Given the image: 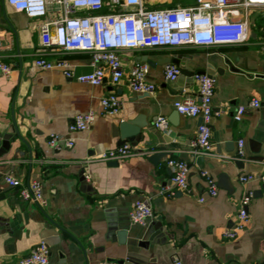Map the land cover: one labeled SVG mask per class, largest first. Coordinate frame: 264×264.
Returning a JSON list of instances; mask_svg holds the SVG:
<instances>
[{
  "label": "crops",
  "instance_id": "0c3cea01",
  "mask_svg": "<svg viewBox=\"0 0 264 264\" xmlns=\"http://www.w3.org/2000/svg\"><path fill=\"white\" fill-rule=\"evenodd\" d=\"M196 0H146L149 10L195 5ZM104 12H113L108 8ZM50 12L48 18H54ZM42 20H34L0 0V60L14 69L10 77L0 74V264H19L33 248L45 242L49 264H264V184H243L241 175H264V51L259 39L264 29V8L249 11L250 39L244 45L223 47L184 46L136 48L119 52L125 71L117 85L110 73L102 85L92 86L67 79L59 69L41 70L34 64L40 52ZM75 76L92 71L86 52L60 54ZM180 60L195 74L216 78L211 120L213 155L195 156L191 144L200 118L180 115L177 100L199 96V84L180 75L176 82L165 79L166 61ZM147 65V79L157 86L154 95L134 93L130 73ZM182 77V79H181ZM116 93L123 102L114 116L100 115L101 99ZM254 98L260 108H249L235 120L240 106ZM96 111L92 126L69 132L79 114ZM165 118L168 132L156 127ZM139 121L145 125L134 141L122 143L121 126ZM59 134L75 142L68 148H50L49 137ZM245 140L246 155L236 157L237 141ZM130 145L134 154L117 166L96 160L104 152ZM166 155L157 163L153 156ZM169 159L190 167L189 183L194 195L175 190L171 184ZM208 171L220 184L215 198L207 194L201 177ZM84 174V179L81 174ZM13 176L23 184L40 181L48 205L21 199L18 190L6 183ZM247 229L235 240L222 237L231 229L243 206ZM174 193V194H172ZM204 197L205 202L198 201ZM148 202L154 217L146 226L133 225L130 212L137 201ZM124 216L129 231L120 243L118 224ZM142 241H147L143 246Z\"/></svg>",
  "mask_w": 264,
  "mask_h": 264
},
{
  "label": "built area",
  "instance_id": "2783aa9c",
  "mask_svg": "<svg viewBox=\"0 0 264 264\" xmlns=\"http://www.w3.org/2000/svg\"><path fill=\"white\" fill-rule=\"evenodd\" d=\"M16 11L24 13L34 20H42L40 26V52L34 64L41 70L59 69L69 80H77L92 86L102 85L108 70L114 85L125 77L122 59L119 54L124 49L136 48H176L184 46L223 47L244 45L250 39L249 11L264 8V0H196L195 5L179 6L174 9L149 10L146 0H6ZM108 8L113 12H104ZM50 12L54 18H48ZM264 51V29L259 39ZM2 42L0 40V51ZM67 52H86L91 56L92 71L75 76L70 63L62 59L60 54ZM13 67L0 60V74L10 77ZM149 67L139 65L132 69L129 86L134 93L154 95L157 86L149 82ZM165 79L176 82L181 69L177 65L165 67ZM199 84V96L196 99L186 98L174 103L176 111L186 117L200 118L201 125L196 138L191 144V153L195 156L213 155L211 120L213 117V98L216 91V78L208 74H195ZM122 100L116 93H110L101 99L100 115L114 116L121 112ZM261 102L254 98L246 106H240L235 120L241 121L249 108H260ZM98 113L90 111L75 116L69 125V132L88 130L96 120ZM156 127L168 132L170 126L165 118H158ZM62 142L73 148L75 142L65 139L59 134L49 137L50 148L59 149ZM244 139L237 141L236 157L242 159L246 155ZM134 154L130 145L101 153L96 160L102 162L122 161ZM167 166L172 171L171 184L175 190L194 195L189 183L190 167L187 162L169 159ZM207 186V194L213 198L220 192L217 180L206 170L200 172ZM243 184L260 180L263 176L241 175ZM6 183L18 190L22 200L36 203L42 207L48 205L40 181L26 185L21 180L7 176ZM174 194V193H172ZM253 192H248L242 199L243 206L231 229H225L222 237L228 240L237 239L250 222V214L246 206L252 201ZM204 203L205 198L198 199ZM133 225L146 226L154 217L151 205L143 200L135 203L130 212ZM50 249L45 242L38 244L19 264H49ZM102 264H115L109 260ZM172 264H184L175 257Z\"/></svg>",
  "mask_w": 264,
  "mask_h": 264
},
{
  "label": "water",
  "instance_id": "95a60500",
  "mask_svg": "<svg viewBox=\"0 0 264 264\" xmlns=\"http://www.w3.org/2000/svg\"><path fill=\"white\" fill-rule=\"evenodd\" d=\"M165 63H173L175 65H177L178 67H180L181 69V75L182 77H192L194 79L195 73L192 72L191 70L187 69L186 67L181 66V61L180 60H173V61H166ZM181 77V79H182ZM202 123V120H201ZM201 125V124H200ZM145 127V125H143V123L136 121V122H126L121 126V139H122V143L126 144L128 142H134L140 135L142 132V129ZM161 152L160 154H157L155 156H153V162L157 163V161L162 158L163 156L166 155V150L164 147H161ZM111 166H117L118 165V161H112L110 162ZM81 176L83 177L82 179H84V174L82 173ZM221 188H225L228 189L229 187L226 185L224 186L223 184L220 186ZM121 219L119 220V224H118V238L120 243H126L127 242V236H128V231H129V225L127 224L126 220L124 219V216H120ZM142 243H144V241H142ZM147 241H145V243L143 244V246L147 245Z\"/></svg>",
  "mask_w": 264,
  "mask_h": 264
}]
</instances>
